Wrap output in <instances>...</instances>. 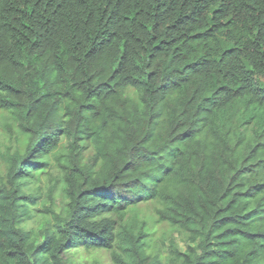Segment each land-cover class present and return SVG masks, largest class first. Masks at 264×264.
<instances>
[{
  "label": "trees",
  "instance_id": "16d2710c",
  "mask_svg": "<svg viewBox=\"0 0 264 264\" xmlns=\"http://www.w3.org/2000/svg\"><path fill=\"white\" fill-rule=\"evenodd\" d=\"M0 111V264H264V0H0Z\"/></svg>",
  "mask_w": 264,
  "mask_h": 264
},
{
  "label": "rangeland",
  "instance_id": "374dc122",
  "mask_svg": "<svg viewBox=\"0 0 264 264\" xmlns=\"http://www.w3.org/2000/svg\"><path fill=\"white\" fill-rule=\"evenodd\" d=\"M2 117L4 119H7V115L6 113H4L3 111H0V119H2ZM9 137L8 135L5 133V130L3 128H1L0 126V152L2 150H4V147L6 144H9ZM2 167V161H1V157H0V168ZM57 171L54 169V171H52L53 173V176H54V173H56ZM49 180H50V176H44V177H41V178H36V185H41L43 188H44V195H48V185H49ZM38 181V182H37ZM60 192H61V188L58 187L56 189V193H55V203H56V208H62V207H65L64 205V198L62 196H60ZM148 208V210H147ZM34 209L36 211H39L41 209V205H37L34 207ZM144 211H148V212H145L146 214L148 215H151L152 214V210H151V206H143L140 208V214H139V218L142 217V214ZM42 215H37L35 217V221H36V232H38V230L40 228L43 227V223H42ZM153 218V216H152ZM150 219H151V216H150ZM162 228H165L164 226H160V225H152V229L157 233L158 230L161 231ZM169 230L165 231V232H168ZM171 231V230H170ZM168 239L165 243L166 246H168V240L171 238H175V241L177 242L179 248L181 250H185L186 247H187V243L177 234V233H174V234H171V233H168ZM65 257L67 259H69V261L72 263V264H113L112 260H111V257H110V254L107 252V251H90L88 252L84 245L83 244H80L78 247L74 248V249H71L66 255Z\"/></svg>",
  "mask_w": 264,
  "mask_h": 264
}]
</instances>
